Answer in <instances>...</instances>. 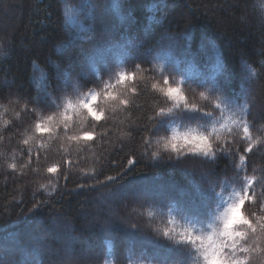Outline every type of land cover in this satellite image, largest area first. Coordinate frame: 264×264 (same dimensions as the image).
<instances>
[{"label":"trees","instance_id":"obj_1","mask_svg":"<svg viewBox=\"0 0 264 264\" xmlns=\"http://www.w3.org/2000/svg\"><path fill=\"white\" fill-rule=\"evenodd\" d=\"M167 37L175 40L170 46ZM100 56L111 61L89 65ZM57 65L69 71L78 94L63 88ZM160 68L173 85L185 81L190 103L208 111L221 104L217 128L238 119L226 99L248 104L253 138L264 142V0H0V264H198L191 246L164 237L163 229L172 221L177 230L211 231L245 174L255 177L249 195L256 203L246 201L242 214L254 222L264 216V147L242 163L247 144L233 142L221 153V132L216 155L201 156L204 163L163 149L173 129L210 131L212 123L192 114L152 125L148 117L171 104L151 88ZM121 70L137 72L138 94L119 97L128 105L101 97L94 102L101 120L69 112L65 128L67 100L101 91ZM122 87L131 85L114 91ZM41 122L44 131L36 128ZM85 131L90 138L70 139ZM53 165L59 169L49 173ZM134 184L145 188L143 196L125 191ZM139 234L148 242L139 244ZM250 264H264V251L253 252Z\"/></svg>","mask_w":264,"mask_h":264},{"label":"snow or ice","instance_id":"obj_2","mask_svg":"<svg viewBox=\"0 0 264 264\" xmlns=\"http://www.w3.org/2000/svg\"><path fill=\"white\" fill-rule=\"evenodd\" d=\"M176 46L179 47V40H177ZM136 67L139 68V65H136ZM56 68L63 81V88L65 90L71 88L74 93L78 94L79 86L73 83L69 71L61 69L59 65ZM98 79L100 77L95 75L93 83ZM144 79L145 77H140V81ZM152 79H155V76ZM39 80L41 82L45 81V75L43 73H41ZM184 83V80H180L173 85L170 76L165 70L163 68L159 69V80L152 83L151 88L162 94L168 101H171V104L167 108L160 107L155 112V115L148 117V120L153 126H158L163 120H171L172 122L176 120H187L192 114H196L199 118H203L212 123L211 130H207V125H205L204 131L188 128L184 132H179L173 129L171 137L163 143V149L165 151L176 153L177 157L183 154L185 160L200 161L201 156L213 157L216 155L214 142L221 139V132L226 134L225 147L217 146L221 153L226 151L230 152L233 147V142L247 144V147L242 150L243 154L239 155V160L242 163L245 161L248 153H253L255 146L260 145L264 147V142L254 139L250 130L252 125H250L247 119V116L251 115V112L248 111V104L243 106L230 105L226 99V106L231 107L237 113L238 119L226 120L220 123V127L217 128L216 123L219 122L217 117L223 112L221 104L215 103L211 107V111H208L206 109L209 105H205L202 108L194 103H190L182 89ZM129 84L131 85L130 88L122 87L119 93L114 91L117 86H126ZM97 86L99 87V85ZM128 91L132 94H138L137 72L121 70L115 73V82L105 83L101 91H89L87 94L78 96L75 103L70 99L67 100L61 122L67 128L69 126L68 122L72 119L69 112L79 114L83 111H86L94 120L99 121L104 113L102 110L94 108V102L102 97L105 104L118 101L122 105H128L129 101L127 99H119L120 95ZM45 92L47 93V86L45 87ZM210 92L213 94L212 89H210ZM249 95L251 96V93ZM200 96L205 100L209 99L203 92L200 93ZM32 102L35 103V100ZM53 119V116H49L48 122L51 123ZM46 127L47 125L43 122L36 125L38 131H44ZM157 131H159L158 127ZM91 135V132L85 131L82 136H72L70 139H88ZM227 137H232V141H229ZM28 142V140L24 141L25 144ZM143 143L150 146L151 142L145 139ZM147 154V148H145L144 155ZM152 155L158 157L160 153L155 152ZM232 155L236 154L232 153ZM167 159L171 160L173 157L169 155ZM136 162L135 159L128 161L130 165ZM200 162L204 163L207 161ZM12 167L15 168L16 166L13 164ZM58 169L59 165H53L47 171L49 173H56ZM241 171H244V169L241 168ZM237 175L239 177V173ZM109 179H112V177H109ZM236 182L240 184L241 190L234 192L233 196L229 198L227 206L216 218L218 223L209 226L211 231L196 230L190 225L181 230H177L174 222L170 221L169 223L172 226L165 227L162 235L169 240L191 246L198 264H250V258L253 252L264 251V249L258 247L260 242H264V216L257 217L256 222H254L250 216L242 214V208L245 206L246 201L256 203V197L249 195V189L255 182V177H250L245 174ZM261 182H264V178H262ZM257 206L259 207L260 204H257ZM17 264H31V262L27 258H21Z\"/></svg>","mask_w":264,"mask_h":264},{"label":"rangeland","instance_id":"obj_3","mask_svg":"<svg viewBox=\"0 0 264 264\" xmlns=\"http://www.w3.org/2000/svg\"><path fill=\"white\" fill-rule=\"evenodd\" d=\"M254 8H257V7H259L258 6V2H255L254 3V6H253ZM9 15H12V14H10L9 13ZM167 41H168V45L170 46V45H172L173 44V42L175 41L172 37L170 38V37H167ZM102 53H99V54H97L96 56H98V55H101ZM95 56V57H96ZM94 58V57H93ZM92 58V59H93ZM111 61V59H109L108 57H104V56H100L99 58H95V59H93L90 63H89V65H91L92 67H100V66H106V63L108 64V62H110ZM88 65V64H87ZM81 75H82V73H80ZM106 74V76H108V74L109 73H105ZM144 182V181H143ZM166 185L165 184H161V185H159V184H155V185H153V188L155 189V190H165L166 189ZM125 191H127L131 196H137V195H139V196H143V194H144V192H145V188H141L140 187V184H134V185H131V186H128L126 189H125ZM127 192H123L124 194L126 193L127 194ZM154 197H156V196H154ZM110 198L108 197L107 198V200H109ZM103 200H106L105 198H99V204L100 205H102L103 204ZM109 214V213H108ZM109 216H110V218L111 219H116V218H118L119 216H118V213L117 214H114V215H110L109 214ZM41 225H42V223L41 222H37L36 224H34V226H33V228H37V227H41ZM138 238H139V240H138V243L139 244H145V243H147L148 242V240H144L142 237H141V234H139L138 235ZM125 241H128L129 243H133L132 242V240L130 239L129 240V238L128 239H125ZM56 256H57V258H59V255H58V253H56Z\"/></svg>","mask_w":264,"mask_h":264}]
</instances>
